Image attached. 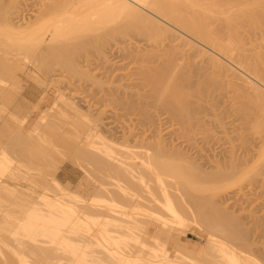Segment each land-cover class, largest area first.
<instances>
[{"label": "bare ground", "instance_id": "6f19581e", "mask_svg": "<svg viewBox=\"0 0 264 264\" xmlns=\"http://www.w3.org/2000/svg\"><path fill=\"white\" fill-rule=\"evenodd\" d=\"M18 1L0 0V116L8 111V118L14 126V130H10L12 126L8 125L9 136L2 141L3 137L0 139V264H264V235H260V232L264 231L258 234L250 227L248 230L252 232L248 231L245 227L247 224L243 227L240 223L242 219H238L240 213L235 214L236 220L230 208L231 213L227 211L228 209L225 210L226 206L223 207L224 209L219 207L223 203L216 204L220 201L224 202L226 199L224 197L229 194L226 191L233 186L241 188L243 180L251 181L247 184L254 185L258 176H264L260 170L261 168L264 170V164L261 163L262 165L259 166L257 163L260 168L255 164L257 169L251 166L250 173L246 170L247 173L241 174L240 177V174H237L238 170H235L239 169L237 164L240 160L234 153L236 150L232 152L229 148L228 156H225L222 151L220 153L229 158V160L227 158L229 163L224 165L228 168V164L231 163V170L228 168L226 171L223 166L222 169L212 172L209 171L213 169L214 166H212L206 171V168H202L203 162H201L202 166L199 164L194 166L192 164L194 162L188 156L190 152L183 150L184 147L182 148L180 142L177 141L175 144L178 137L170 142L168 140L169 143H167L164 130L156 126L152 128L151 120L153 119H150L151 116L148 115L150 111H146V105L149 103L143 102L144 96L139 93H135L138 95L134 96L133 92V94L127 92L126 96L129 95L131 99L128 96L125 97L124 93L122 97L120 92V94L115 92L118 89L113 90L115 87L111 86V89L110 85L107 87L112 93H109L107 88L105 89L108 92L105 91L101 88L103 82L86 74L78 67L79 65L77 66L76 57L81 54V51L86 54L90 52L91 50L87 51L90 45L83 46L80 43L81 47L79 45L75 47L73 43L71 44L73 39L77 41L89 33L95 32L94 35H97V30H100L101 34L96 37L101 35L104 40H110L117 35H126L128 28L132 27L134 30L138 28L140 32L142 29V33L147 37L145 39L147 42L144 41L147 44H143V49L140 48L142 51L136 49L139 55L132 53L131 61L133 62L137 56L134 62L139 61L140 64L142 62L143 66H140L142 69L145 65L146 69H141L143 74L139 73V75H143L146 79L141 77L144 83H149L148 85L155 90V96L152 98L155 105L171 109L175 117L189 125V116H192L195 109L187 101V97L192 95L189 93L192 87H187L188 93H186L182 92L181 89L184 91V86L181 85L184 82L188 86L193 85L191 78L192 74H195L198 78L197 84L195 83L198 87L195 86V88L203 93L200 94L198 91L199 95L206 96L207 93H204L208 92L206 85L209 84L210 78L202 77V75H208L204 71L207 72L209 69L211 72V69L217 68L218 71H216L224 75L222 77H226L230 84H234L239 90L243 89L246 94H252L253 97L247 96L249 101L264 104V0H41L35 15L21 23V20L17 18L19 15L16 16L17 5L21 4ZM92 39L94 40L95 37ZM103 41L95 40L94 44H91L92 51L100 50ZM247 43L253 46L249 44L251 48L247 49L245 48ZM70 45L75 48L71 49ZM112 45L114 47L113 43L111 47ZM130 51L132 50L125 52L128 53V57L131 55ZM217 55L239 66L253 80L244 75L239 76V73L236 74V70L230 64V66L227 63L224 64L226 61L222 62ZM102 63L103 61L100 64ZM53 66H60L62 68L60 70L66 69L65 71H69L71 75L85 78L86 82L88 79L93 86H100L104 90L101 91L103 93L101 102L107 104L110 100L113 107L116 102L117 105H115L119 106V109L125 108L124 110L130 107L132 113L137 111L138 115H142L141 118H146L142 120L140 118L137 123L140 121L145 123V120H148L146 124L149 122L148 127L153 130H149L142 122L144 128L148 130L142 127L138 135L141 137L140 140L133 134V137L130 135L133 133V129L129 131L130 127H127L130 133L123 129L120 137L119 135L115 137V133L107 134L110 131H107L106 135L100 114L90 110L91 105L88 108L86 106L82 108L74 98L72 99L69 95L66 97L65 90L64 94L58 91L59 97L45 108L41 105L46 103V92L40 95V98L38 97L35 105L31 103L33 107H28L29 110L25 113H21L17 108L12 111L6 109L14 103L6 105L3 102L6 100L9 88L14 91L15 89L23 90V95L26 92L24 84L21 83L23 78L18 71L23 72L26 78H35V83L38 80V85L40 83L42 86L46 82L38 78L36 71L52 83L55 81L53 76L57 75L50 73L53 71L47 69ZM105 71L104 74H106ZM116 72L114 73L117 74ZM133 73L136 72L133 71ZM109 76L107 75L106 78ZM199 80L200 83H198ZM239 80L250 84V88H248L249 85L244 87L237 83ZM80 85L78 84L77 87L79 90ZM146 88L148 87L145 86L144 89ZM247 88L251 91H247ZM101 89H94L96 92H89V95L97 91L100 93ZM167 90L168 101L163 95L164 91L167 93ZM147 91L150 90H146V93ZM142 94L145 95L144 92ZM11 96L8 97L11 98ZM124 97L126 101L123 100ZM139 99L142 100L140 103L144 104L143 106H140ZM171 105L173 108H170ZM121 111L123 115L128 113L127 111L124 113L122 109ZM4 116L1 117L3 119L1 121L7 118L5 116L4 119ZM135 118L138 119V117ZM154 122L153 125H155ZM191 128L193 129V126ZM191 128L186 130L190 132ZM262 128L264 127H261L260 131ZM57 132H63L68 137V141H71L68 143L69 150L66 153L62 151L64 148L61 149V139L59 137V140L56 139ZM125 133L133 138V143H131L133 140L129 139L130 136L128 137ZM172 136L168 137L173 139ZM66 141L65 138L64 142ZM190 146H187L188 149ZM259 148L260 153H257V156L260 157L261 162H264V148ZM209 151L212 153L215 150ZM54 154H56L55 157L59 154V157H62L60 160L65 159L64 154L67 155L68 157H65L82 170V179L80 178L75 189L71 187V184H62L58 179L56 170L59 167L55 168L57 167L54 164L55 159L51 157ZM247 154L254 161L256 153L254 156L251 153ZM209 155L212 156V154ZM211 156L209 159H212ZM241 157L242 155L239 166L242 167V163L246 165L251 162L250 159ZM217 159L215 157V160ZM51 165L55 167L52 168ZM233 173L238 176L235 180H230ZM228 178L229 182H227ZM91 185L93 186L89 187ZM262 201L259 203H264ZM190 227L200 229L195 234L197 238L203 240V246L190 248L178 244L179 233ZM173 242L176 245V247L173 245L174 249L171 245Z\"/></svg>", "mask_w": 264, "mask_h": 264}, {"label": "rangeland", "instance_id": "374dc122", "mask_svg": "<svg viewBox=\"0 0 264 264\" xmlns=\"http://www.w3.org/2000/svg\"><path fill=\"white\" fill-rule=\"evenodd\" d=\"M36 2V3H34V2ZM39 1H41V0H19L18 1V3L19 2H21V4L19 3V5H17V15L16 16H18L17 18H19L18 20L20 21V23L21 22H26L27 20H29V19H31L34 15H35V12L37 11V9L39 8ZM23 4V5H22ZM25 4V5H24ZM19 7V8H18ZM23 7V8H22ZM31 9V10H30ZM24 11V12H23ZM24 14V15H23ZM24 16V17H23ZM16 18V19H17ZM21 18V19H20ZM25 19V20H24ZM24 20V21H23ZM19 23V22H18ZM108 26H110V25H108ZM107 26V27H108ZM106 27V28H107ZM110 27H113L112 25L110 26ZM137 27H135V29H136ZM129 30L127 31V32H125L126 33V35H117V37H115L114 36V38L113 39H110V40H104V38H102L103 36H101V35H99V37H96V36H98V34H101V32H100V30H97V32H98V34H97V32H96V34L97 35H94V33L95 32H93V33H89V34H87V38H90V39H92L93 37H95V39L92 41V40H90V39H85L86 37H82L81 39H78V40H80V41H78L77 40V38H76V40L78 41H73V40H75V39H73L72 40V42H71V44L73 43V45L75 46V47H77V45H79L80 43H82V45L84 46V45H87V46H89L90 45V49H87V51L89 50H91L90 52H87V54L86 53H83L82 51L80 52L81 54H83V55H78L76 58H77V66L78 67H80L81 69H82V71L83 72H86V74H89V75H91V76H94V77H96V79H98L101 83L103 82V84H101L102 86H101V88H103V89H105V88H107V90H109V93L111 92L110 90L112 89V87H115L113 90H115V89H118L117 91L115 90V92H117V93H121V95L120 96H122L123 94L122 93H124V95H125V97H127L128 96V98H130L129 97V95H127L126 96V94H128L127 92H129V94H131L132 92L134 93V96L136 95H138V94H135V93H139V94H141V96H144V98H142V100H143V102L145 101H148V103H149V105H146V111L148 112V111H150L149 112V116H151L150 117V119H153V120H151V125H152V128L153 127H155L156 126V128L157 127H159V128H162L163 130H164V133H165V135L166 136H164V138H165V141H167V143H169L171 140H174L175 139V137L178 139H176V141H175V144L177 143V141H178V143L180 142V144H181V146H182V148H183V150H185V151H188V153L190 152V154L188 155L189 157H190V160H192L194 163H192L194 166H197L198 164L200 165V166H202V164H203V166H202V168H206V171H208L212 166H214L213 167V169L211 168V170H209V171H218V170H220V169H222V167H223V169H228V170H231V167H230V164H228L227 166H228V168L226 167V165H224V164H227V163H229V158L228 157H225V156H228V153H230V152H227V150H230L231 149V151L233 150V151H235L236 150V152H234L235 153V155H237V158H238V160H240L241 161V159H240V156L242 155V157H245L246 156V154L247 153H251V155H255V153H256V155H255V157L256 158H254V157H252V158H254V161H255V163H254V161L253 160H251V158L249 157V154H247V156L249 157H245V159H250L251 160V162H250V160H247L248 162H250V163H246V165H245V163H242L243 165H242V167H241V165L239 166L238 164L240 163V161H239V163L237 164V167H239V169L238 168H236L235 170H238L237 172H239V173H237L238 175L240 174V177H241V174L242 175H244V174H246L247 172L248 173H250L249 171V168H251V166L252 167H254L255 168V166L257 165V163H258V165L260 166V165H262V164H264V162H261L260 161V157L259 156H257V153H260V148L259 147H261V149L262 148H264V147H262V146H264V128H262V130L260 131V129H261V127H264V120H262V119H264V118H262V117H264V113H262V108H264V104H259V103H255V102H253V101H249L248 100V98H247V96L249 97V96H251L252 94H246L245 93V91H243V89H240L239 90V88L238 87H236V86H234V84H230L229 82V80L227 81V79H226V77H222V76H224V75H221L220 73H218L217 71V68L214 70H212L211 69V72H210V69L207 71V72H205L204 71V73H208V75H205L204 73V75H202V77L203 76H209L208 78H210V79H208V80H210V82H209V84L207 83V85H206V91H208V92H205V90H203L205 93L204 94H206L207 93V95L205 96V95H199L198 94V91L199 90H196V88L198 87L196 84V82H197V80H198V78H197V76L195 75V74H192L193 76H192V78H191V81L194 83L193 85H190V86H188V85H186L185 84V82L184 83H182V85L181 86H184V91H183V89H181L182 90V92H186V93H188V91H187V87H192L191 89H189V91H191V92H189V93H191L192 95L191 96H189V97H187V101L188 102H190V104L192 105V108L194 109V113H192V116L190 115L189 117H190V120H189V122H188V124L189 125H186L185 124V122L184 121H181V120H179V118L176 116L175 117V114L174 113H171V112H173L171 109H169V108H165V107H163V106H160V105H155V103H154V99H152V98H154L153 96H155V90H153V87L151 86V85H148V84H146V83H144L145 81L143 80V79H145V77L142 75V76H140L141 74H143L142 72V70H144V69H146L145 68V65H144V67H143V69H142V67H140L141 65L143 66V63L141 62V64H140V62L139 61H135L134 62V60L135 59H137L138 57L137 56H135V59L133 60V62L131 61V56H132V59H133V55H132V53L134 54L135 53V55H136V53L139 55V53H138V51H136V49H139L140 51H142L141 49H143L142 48V46H143V44H147V43H145V42H147L145 39H147V37H145V34H143L142 32V29H141V32H140V30L137 28L136 30H134V29H132V27H131V29L130 28H128ZM108 30H109V27H108ZM139 30V31H138ZM105 31H103V33H104ZM109 32H111V31H109ZM92 35V37H90L91 35ZM88 35H90V36H88ZM103 35V34H102ZM101 36V37H100ZM121 36V37H120ZM118 37H120V39H117ZM123 37V38H122ZM259 38V37H258ZM99 40L100 42L101 41H103V44H105L104 46H103V44H102V47H104V48H100V50H93L92 51V48H91V44H94V41L95 40ZM81 40H84V41H82L81 42ZM112 40V41H111ZM116 42H115V41ZM85 41H86V44H85ZM109 41V42H108ZM145 41V42H144ZM70 42V41H69ZM69 42H68V44H69ZM75 42H77V44L75 43ZM87 42H89V44H87ZM106 42H108V43H110V45L107 43V45H106ZM115 42V43H114ZM122 42V43H121ZM254 42V41H253ZM253 42H252V44H253ZM84 43V44H83ZM114 44V47H113V45H112V47H111V44ZM125 43V44H124ZM121 44V45H120ZM249 44L250 43H247V46H245V48L247 47V49L248 48H251L253 45H251L250 44V46H249ZM254 44H255V42H254ZM81 45V44H80ZM79 45V47H81ZM118 45V46H117ZM135 46V47H134ZM140 46V47H139ZM145 46V45H144ZM75 47H73L72 45H70V48L71 49H73V48H75ZM125 49H124V48ZM134 47V48H133ZM137 47V48H136ZM88 48V47H87ZM123 48V49H122ZM128 48H130L132 51H130L129 52V54L131 53V55L128 57L127 55H128V53H125V52H127L128 50H130V49H128ZM141 48V49H140ZM145 48H146V46L144 47V50H145ZM149 48V47H148ZM102 49H103V51H102ZM108 49V50H107ZM114 49V50H113ZM128 49V50H127ZM113 50V51H112ZM122 50V51H121ZM134 50L136 51V52H134ZM148 50V49H147ZM104 51H105V53H104ZM122 53H121V52ZM124 52V53H123ZM122 54H124V55H122ZM102 55V56H101ZM105 55V56H104ZM109 55V56H108ZM80 56V57H79ZM89 56V57H88ZM94 56V57H93ZM97 56V57H96ZM107 56H108V58H107ZM113 56V57H112ZM118 56H120V57H118ZM127 57V58H124V57ZM218 56V55H217ZM96 57V58H95ZM110 57V58H109ZM122 57V58H121ZM218 57H220L221 59H222V62L224 61H226L224 64H228V66H230L231 65V67L234 69V70H236V74L237 73H239L238 75L239 76H242V75H244V77L246 76V78H248V79H250V80H253V78L252 77H250V75H248V73L246 72V71H243V69H241L239 66H236L235 64H233V62H229V60H227V59H225V58H223V57H221L220 55L218 56ZM82 58V59H81ZM87 58V59H86ZM116 58V59H115ZM119 58V59H118ZM128 58H130V59H128ZM106 59V60H105ZM124 61H123V60ZM126 59V60H125ZM91 60H92V62H91ZM96 60V61H95ZM107 60H108V62H107ZM121 60H122V62H121ZM88 61H90V62H88ZM103 61V63H102V65L100 64L101 62ZM116 61H119V62H116ZM79 62V63H78ZM94 62H95V64H94ZM110 62V63H109ZM121 62V63H120ZM126 62H127V64H126ZM91 63V64H90ZM105 63V64H104ZM107 63V64H106ZM114 63V64H113ZM136 63V64H135ZM89 64V65H88ZM123 64V65H122ZM125 64V65H124ZM131 64V65H130ZM138 64V65H137ZM140 64V65H139ZM230 64V65H229ZM87 65V66H86ZM106 65V66H105ZM108 65V66H107ZM111 65V66H110ZM99 66V67H98ZM105 66V67H104ZM113 66V67H112ZM128 66V67H127ZM130 66V67H129ZM135 66V68L133 69V67ZM84 67V68H83ZM88 67V68H87ZM139 67V68H138ZM114 68V69H113ZM50 69V70H49ZM60 69H62V68H60V66H53V67H49L47 70L48 71H53V72H50V73H52V74H55V75H57V76H53L54 77V82L52 81V83L51 82H49L48 80H46V78L41 74V73H38L37 71H36V74H38L37 76H38V78H40L41 79V81H43L44 80V82H46V84H42V86L40 85V83H39V85H38V80H36V83H35V78H32V77H30V78H26L22 73L23 72H21V71H18V74L20 75V76H22V84H24V88L26 89V92L27 91H29V92H24V93H26V96L24 97V95H23V90L21 91L20 89L19 90H16L15 89V91L14 90H12V88H9V92L7 91V89L5 90V92H6V94H7V92H8V94H7V96H6V100L5 101H3L6 105H9L10 103H12V102H14L13 104H11V106L9 105V106H7L6 107V109L7 110H10L11 109V111H12V109H15V108H17V109H19V111H21V113H25L26 112V110H29V108L31 107H33V106H31L30 104L32 103V105H35L36 103H37V99H38V97L40 98V95H42L44 92H46V94H45V96H46V103L45 104H43V105H41L42 106V108H45L46 107V105L48 106L49 104H51L52 102H53V100L55 99V98H58L59 97V93L60 92H58V91H61V93H63L64 94V92H65V94L67 95L66 97H68V95H69V97H71L72 99L74 98V100L77 102V104H79L82 108H85V106H86V108H88V106H90V110H93V112L95 111V113H99L100 114V119L102 118V123H104V126H103V124H102V126H103V130H105L106 132H105V134L107 133V131H110V132H108L107 134H113V133H115V137L116 136H118L119 135V137L120 136H122V135H120V133L122 134L123 132H121L123 129V131H125L126 132V130H127V132H128V128L127 127H130L129 128V131H131V129H133L132 130V132L133 133H130V132H128V133H130V135L133 137V135L137 138V139H139L140 140V138L141 137H139L138 135H139V132H141L142 131V127L144 128V125L143 124H146V121H148V120H145V123L143 122V121H140L139 123H137L139 120H140V118L142 117V115H138V113L139 112H137L136 111V113H135V111L132 113L131 112V110H130V107H127L126 108V110H124L125 108H122L121 107V109L124 111V113H127V115H123V113H122V111H121V109H119V106H116L117 104H116V102H114L115 104H114V107H113V103L112 102H110V100H109V102L108 103H110V104H106V102H101V100L100 99H102V96H103V93L101 92V91H104L103 89H101L100 88V86H93V84L91 85L90 84V82H89V80L87 79V82H86V79L85 78H78L77 76H73V75H71L70 73H68L69 71H63V70H60ZM64 69V68H63ZM109 69V70H108ZM128 69V70H127ZM142 69V70H141ZM46 70V71H47ZM55 70V71H54ZM92 70H93V72H97V74H95V73H93L92 72ZM99 70V71H98ZM106 70V71H105ZM111 70V71H110ZM117 72H116V71ZM140 70V71H139ZM217 70V71H216ZM47 71V72H48ZM57 71H59V72H57ZM88 71V72H87ZM101 71V72H100ZM104 71H105V73L106 74H104ZM108 71V72H107ZM133 71L134 72H136V73H133ZM138 71V72H137ZM214 71V72H213ZM55 72V73H54ZM64 72V73H63ZM67 72V73H66ZM110 72V73H109ZM112 72V73H111ZM114 72H116L117 74H115ZM61 73V74H60ZM63 73V74H62ZM66 73V74H65ZM115 74V76H113L114 74ZM131 73V74H130ZM133 73V74H132ZM138 73V74H137ZM139 73H141L140 75H139ZM211 73V74H210ZM22 74V75H21ZM48 74H49V72H48ZM68 74H70V75H68ZM101 74V75H100ZM102 74H104V75H102ZM109 74L111 75V76H109ZM121 74H122V76H121ZM220 74V75H219ZM60 75V76H59ZM109 76V77H107L109 80H106L107 78H106V76ZM132 75V76H131ZM139 75V76H138ZM59 76V77H58ZM71 76H72V78H71ZM101 76V77H100ZM211 76V77H210ZM248 76V77H247ZM52 77V78H53ZM63 77V78H62ZM68 77V78H67ZM100 77V78H99ZM104 77L106 78V79H104ZM115 77V78H114ZM123 77V78H122ZM137 77V78H136ZM141 77H143V79L141 78ZM202 77H201V81H202ZM213 77V78H212ZM243 77V78H244ZM60 78V79H59ZM70 78V79H69ZM218 79V80H216L215 81V79ZM72 79V80H71ZM80 79V80H79ZM103 79V80H102ZM112 79V80H111ZM212 79V80H211ZM220 79V80H219ZM221 79L223 80V81H221ZM124 80V81H123ZM133 80V81H132ZM139 80L141 81V82H139ZM146 80V79H145ZM199 80V82L198 83H200L201 81ZM226 80V81H225ZM38 81V82H37ZM82 81H84V82H82ZM123 81V82H122ZM130 81V82H129ZM211 81H212V83H211ZM214 81V82H213ZM25 82V83H24ZM89 82V83H88ZM115 82V83H114ZM120 82V83H119ZM122 82V83H121ZM218 82V83H217ZM221 82H223V83H221ZM224 82H226V83H224ZM228 82V83H227ZM255 82V81H254ZM68 83V84H67ZM105 83H107V84H105ZM110 83H112V84H110ZM135 83V84H134ZM140 83V84H139ZM196 83V84H195ZM210 83H211V85H210ZM237 83H240V84H242V86H244V87H248V86H246V85H249V87L248 88H250V84H248L247 82H245V83H242L240 80H239V82L237 81ZM27 84V85H26ZM30 84V85H29ZM51 84V85H50ZM57 84V85H56ZM74 84V85H73ZM78 84L80 85H82V86H84L83 87V90H82V86L80 85L79 87H80V90H79V88H77L78 87ZM86 84V85H85ZM128 84V85H127ZM137 84H139V85H137ZM146 84V85H145ZM216 84V85H215ZM74 87H73V86ZM108 85H110L109 87H111V89H109V87H107ZM141 85V86H140ZM210 85V86H209ZM27 86H28V89H27ZM30 86V87H29ZM43 86H45V87H43ZM57 86V87H56ZM75 86H76V88H75ZM93 86L94 87V89L95 90H97V88L98 89H101V90H99L100 91V93L97 91V93H95V94H90L89 95V92L90 93H94V92H96L94 89H93V87L91 88V87ZM135 86H138V87H135ZM146 86V87H148V88H146V89H144V87ZM195 86H196V88H195ZM234 86V87H233ZM96 87V88H95ZM117 87V88H116ZM119 87V88H118ZM122 87V88H121ZM131 87H132V89H131ZM152 87V88H151ZM220 87V88H219ZM57 88V89H56ZM60 90H59V89ZM90 88V89H89ZM135 88H136V90H135ZM141 88V89H140ZM143 88V89H142ZM183 88V87H182ZM194 88V89H193ZM247 88V91H251V89L249 90ZM12 90V92H10L11 90ZM14 89V88H13ZM119 89H121V90H123V92L120 90L119 91ZM246 89V88H245ZM33 92H32V91ZM46 90V91H45ZM65 90V91H64ZM88 90V91H87ZM92 90H94V91H92ZM106 89H105V91H107ZM112 90V91H113ZM126 90V91H125ZM135 90V91H134ZM146 90H150L151 92H153V93H151L150 91L148 92L147 91V93H146ZM186 90V91H185ZM15 92V94H13L14 92ZM17 91V92H16ZM69 91V92H68ZM80 91V92H79ZM83 91V92H82ZM137 91V92H136ZM241 91H243V92H241ZM73 92H75V93H73ZM88 92V93H87ZM108 92V91H107ZM114 92V91H113ZM145 93V95L147 96L148 94L150 95V98H149V95H148V97H145V95L144 94H142V93ZM241 92V93H240ZM30 93V95H28ZM41 93V94H40ZM69 93V94H68ZM73 93V94H72ZM105 94H106V92H104ZM112 93V92H111ZM119 93V94H120ZM132 93V94H133ZM199 93L201 94L202 92H200L199 91ZM26 99V97H28V99H30V106H29V108H28V105H26V107L24 106V104H25V102H26V104H28V99H23V97L21 96V95ZM32 94V95H31ZM36 94V95H35ZM79 94V95H78ZM99 94V95H98ZM168 90H167V93L164 91V93H163V95H165L166 97V101H168L167 99H169V98H167V97H169L168 95ZM194 94V95H193ZM203 94V93H202ZM10 95H12L11 96V98H9L10 97ZM20 95V96H19ZM74 95V96H73ZM91 95L93 96L94 95V97H91ZM97 96V98H95L96 96ZM151 95H152V97H151ZM198 95V96H197ZM9 96V97H8ZM15 96V97H14ZM36 96V97H35ZM242 96H244V97H242ZM87 97H88V99H87ZM89 97H91V98H89ZM108 97H109V95H108ZM123 97V96H122ZM125 97H124V99L123 100H125ZM204 97V98H203ZM245 97H246V99H245ZM251 97H253V96H251ZM76 98V99H75ZM127 98V99H128ZM136 98H138V97H136ZM139 98H141V97H139ZM149 98V99H148ZM14 99V100H13ZM87 99V100H86ZM93 99H95V100H98V102L96 101L95 102V100H93ZM131 99V98H130ZM146 99V100H145ZM11 100V101H10ZM13 100V101H12ZM73 100V101H74ZM138 100V99H137ZM140 100L141 99H139V104H140V106H143L144 104H142V103H140ZM141 100V101H142ZM149 100H151V101H149ZM155 100H156V98H155ZM87 101V102H86ZM88 101H89V103H88ZM126 101V100H125ZM128 101V100H127ZM247 101V102H246ZM82 102V103H81ZM93 102V103H92ZM95 102V103H94ZM130 102H131V100H130ZM130 102H126V103H130ZM187 102V103H188ZM252 102V103H251ZM9 103V104H8ZM88 103V104H87ZM103 103V104H102ZM255 103V104H254ZM98 104H100V106H97ZM105 104V105H104ZM195 104V105H194ZM259 104V105H258ZM19 105H20V107H19ZM111 105V106H110ZM189 105V104H188ZM260 105H262V106H260ZM96 106V107H95ZM108 106V107H107ZM150 106H153L152 108L150 107ZM154 106H155V108H154ZM158 106V107H157ZM160 106V107H159ZM195 106V107H194ZM101 107V108H100ZM197 107H198V109H197ZM9 108V109H8ZM20 108H22L23 110H21ZM108 108H109V110H108ZM115 108V109H114ZM128 108H129V110H128ZM161 108V109H160ZM165 108V109H164ZM170 108H173L172 107V105L170 106ZM261 108V109H260ZM24 109H25V111H24ZM114 109V110H113ZM160 109V110H159ZM167 109V110H166ZM198 111H197V110ZM98 110V111H97ZM101 110V111H100ZM156 110V111H155ZM169 110H171L170 112H169ZM261 110V111H260ZM97 111V112H96ZM111 111V112H110ZM127 111V112H126ZM158 111V112H157ZM92 112V111H91ZM7 113H8V111H7ZM6 112L5 113H3V115H5V116H7V118L5 119V116H4V121H1V120H3L2 118V116H0V139H1V141L2 140H5L6 139V136L8 137L9 136V129H8V125H9V127H11L10 128V130L12 129V130H14V126H13V124L11 125V122H10V118H8V116H9V114H7ZM114 113V114H113ZM121 113V114H120ZM116 114V115H115ZM138 115V116H135V115ZM140 114H141V112H140ZM155 114H156V116H155ZM124 116V117H122L121 118V116ZM262 115V116H261ZM118 116L120 117V118H118ZM126 116V117H125ZM140 116V117H139ZM154 116V118H152ZM2 117V118H1ZM135 117H138V119L137 118H135ZM173 117V118H172ZM124 118V119H123ZM145 117H143V118H141V120L142 119H144ZM134 119V120H133ZM146 119V118H145ZM155 119V120H154ZM176 119V120H175ZM6 120H8V121H6ZM129 120H130V122H129ZM104 121V122H103ZM155 123V125H153V122ZM142 122H143V124H142ZM181 122V124H179ZM184 122V124H182ZM191 122V123H190ZM6 123H8V124H6ZM148 123L149 122H147V126L146 127H148L149 125H148ZM187 123V122H186ZM124 124V125H123ZM133 124H135V125H133ZM137 124H138V126H137ZM191 124V125H190ZM121 125V126H120ZM125 125H127L126 127H125ZM196 125V126H195ZM109 126V127H108ZM133 126H134V128H133ZM139 126H141V127H139ZM167 126H168V128H167ZM170 126V127H169ZM176 126V127H175ZM179 126H180V129H178L179 128ZM193 126V129L191 128ZM5 127H7V128H5ZM112 127V128H111ZM123 127V128H122ZM136 127V128H135ZM144 128V130H148V128ZM174 127V128H173ZM178 127V128H177ZM188 129H187V128ZM259 128V130H257V128ZM111 128V129H110ZM116 128V129H115ZM126 128V129H125ZM152 128H149V130L151 129V130H153ZM165 128V129H164ZM182 128V129H181ZM183 128L185 129V130H183ZM192 129L193 130V132H192V130L190 131V132H188L187 130H189V129ZM141 129V130H140ZM155 129V128H154ZM168 129V130H167ZM173 129V130H172ZM178 129V130H177ZM187 129V130H186ZM68 130H70V129H68ZM135 130V131H134ZM116 131V132H115ZM170 131V132H169ZM180 131V132H179ZM187 133H186V132ZM6 132V133H5ZM8 132V133H7ZM150 132V131H149ZM148 132V133H149ZM168 132V133H167ZM175 132V133H174ZM177 132V133H176ZM202 132V133H201ZM147 133V136H149V134ZM179 133L183 136V137H181V135H179ZM194 133V135H192ZM4 134V135H3ZM6 134V135H5ZM57 134V135H56ZM60 136H59V135ZM106 134V135H107ZM117 134V135H116ZM127 133H125V135H126ZM133 134V135H132ZM144 134H146V132L144 133ZM152 134V133H151ZM150 134V135H151ZM188 134V135H187ZM196 134V135H195ZM62 135H63V137H62ZM129 135V136H130ZM170 135V137L172 136V138L173 139H171V138H169L168 136ZM191 135V136H190ZM55 136L57 137L56 139H58V137H59V139H61L60 141L62 142H60V145H61V149L62 148H64V149H62V151H63V153H66L67 152V150H69V145H68V143H71V141H68L69 139H68V137L63 133V132H57V133H55ZM110 136V135H109ZM127 136H128V134H127ZM128 136V137H129ZM129 137V139L130 140H133V138L132 137ZM144 136V135H143ZM180 136V137H179ZM193 136H195V138L193 137ZM64 138V140H65V138L67 139V141L66 142H64V140H62V138ZM139 137V138H138ZM184 137H185V139H184ZM189 139H188V138ZM191 137V138H190ZM135 138V139H136ZM58 139V140H59ZM185 141H184V140ZM197 139V140H196ZM202 139H204V140H202ZM57 140V141H58ZM168 140H169V142H168ZM191 142H190V141ZM196 140V141H195ZM200 140V141H199ZM136 141V140H135ZM187 141V142H186ZM198 141V142H197ZM134 142V140L131 142V143H133ZM173 142V141H172ZM193 142H195V144L193 143ZM59 143V142H58ZM183 143V144H182ZM192 143V144H191ZM197 143H199V144H197ZM189 144H191V146L189 145ZM177 145H179V144H177ZM192 145H194V147L192 146ZM190 146V148L188 149V147ZM198 146H200L201 148H199ZM204 146V147H203ZM178 147H180V145L178 146ZM195 147H197V148H195ZM232 147V148H231ZM181 148V147H180ZM195 150H194V149ZM205 148H207V149H205ZM209 148V149H208ZM230 148V149H229ZM201 149V150H200ZM212 149V151H214V152H212L211 153V151H209V150H211ZM224 149V150H223ZM180 150H182V149H180ZM193 150V151H192ZM202 150H204V151H202ZM206 150V151H205ZM218 150H220L219 152H218ZM201 151V152H200ZM217 151V152H216ZM223 152V154H225V156L223 155V154H221L222 152ZM225 151V152H224ZM232 151V152H233ZM221 152V153H220ZM246 152V153H245ZM187 152H185V154H186ZM194 153V154H193ZM212 154V156L211 155H209V154ZM215 153V154H214ZM253 153V154H252ZM200 154V155H199ZM202 154V155H201ZM205 154V155H204ZM220 154V155H219ZM227 154V155H226ZM63 154H61V156H62ZM191 155H192V157H191ZM199 155V156H198ZM207 155V156H206ZM223 155V156H222ZM230 155V154H229ZM245 155V156H244ZM259 155V154H258ZM56 156V154H54V156H51L52 157V159L55 161L54 162V164L55 165H57V167H55V166H53L54 164H53V162L51 163V164H53V165H51V166H53L52 168H58L57 170H56V174H57V176H58V179L60 180V182L62 183V184H66V183H69V184H71V187L72 188H76L77 187V184H78V182L82 179V175H83V173H82V170L72 161V160H70V159H68L67 157V155H63V158H65V159H63V160H60V159H62V157L60 158L59 157V154H57V157H55ZM65 156H67V157H65ZM196 156V157H195ZM201 156V157H200ZM209 156V157H208ZM210 156H211V158L212 159H209L210 158ZM222 156V157H221ZM58 157H59V159H58ZM203 157V158H202ZM215 157L216 158H218L217 160H215ZM220 157V158H219ZM241 157V158H242ZM257 157H259V158H257ZM202 158V159H201ZM221 158H222V160H221ZM224 158V159H223ZM227 158H228V160H227ZM220 159V160H219ZM226 159V160H225ZM242 159H244V158H242ZM206 160V161H205ZM262 160V159H261ZM214 161V162H213ZM220 161H222L221 163H219ZM225 161V162H224ZM228 161V162H227ZM58 162H59V164H58ZM197 162H199V163H197ZM201 162H203V163H201ZM216 162H217V164H216ZM224 162V163H223ZM207 163H208V168H207ZM223 163V164H222ZM253 163V164H252ZM262 163V164H261ZM192 164H188L189 166L190 165H192ZM196 164V165H195ZM221 164H222V166H221ZM247 164L249 165V166H247ZM256 164V165H255ZM244 165H245V167H244ZM257 165V166H258ZM217 166V167H216ZM221 166V167H220ZM258 166V168H260ZM226 167V168H225ZM51 168V167H50ZM218 168V169H217ZM244 168H246L245 170H244ZM244 171H243V170ZM255 169H257V167L255 168ZM255 169H253V170H255ZM202 170H205V169H202ZM240 170H241V173H240ZM246 170H247V172H246ZM261 171H262V173H264V170H262V168L260 169ZM227 171V170H226ZM243 171V172H242ZM252 171V170H251ZM235 172V171H234ZM245 172V173H244ZM253 172V171H252ZM261 173V172H260ZM234 175H236V174H234L233 173V175L232 176H234ZM238 175H236V177L235 178H232V176H231V178H230V180H235L236 178H237V176ZM262 176V175H261ZM261 176H258L259 178H258V180H257V182H256V180H255V182L256 183H258V184H256V183H254V185L253 184H251V183H249V184H247V182H251V181H245V180H243V182H242V185H241V188H240V190H241V193H240V190H239V192H238V186L237 187H232V185H231V189L230 188H228V189H230L228 192L226 191V193L229 195H226V193H225V197H224V199L226 198V199H228V201L226 200H224V202H222V201H220V202H217L216 204H220V203H223V204H220V208H225V206H226V209L225 210H227L228 212H230L229 211V208H230V210H231V212H233V215H235V214H239L240 213V217L238 216V219H242L241 221H240V223L242 224V226L244 227L246 224H247V226H245L246 227V229L248 230L249 229V227L251 228V230H256L257 231V233L259 234V232L260 231H264V230H262V229H264V228H262V227H264V203H259V202H261L262 200H264V176H262V178H260ZM81 178V179H80ZM256 179H257V177H256ZM229 180V178H228V180H227V182H229L230 181ZM254 180H252L253 182H254ZM224 183H226V181L224 182ZM92 184V183H91ZM68 185V184H67ZM229 185V184H228ZM247 185V186H246ZM252 185V186H251ZM257 185V186H256ZM93 185H91V186H89V187H92ZM243 186V187H242ZM254 186V187H253ZM235 188H237V189H235ZM243 188V189H242ZM233 190H235L234 191V193L235 192H238V194L236 193L235 195H234V193H233ZM237 190V191H236ZM243 190V191H242ZM216 192V191H215ZM232 192V193H231ZM212 193V192H211ZM206 196V195H205ZM228 196V197H227ZM232 196H234V197H232ZM242 197V199H240ZM214 198V197H213ZM216 198H217V196H216ZM233 198H235V199H232ZM250 198V199H249ZM229 199H230V201H229ZM237 199H239V200H237ZM248 199V200H247ZM254 199V200H253ZM256 199V200H255ZM222 200V199H221ZM245 200H247V201H249L250 203H248L247 201H245ZM251 200V201H250ZM261 200V201H260ZM235 201H238V202H235ZM253 201V202H252ZM230 202V203H229ZM235 202V203H234ZM262 202H264V201H262ZM242 203V204H241ZM243 203H245V204H243ZM218 204V205H219ZM227 204V205H226ZM238 204V205H237ZM235 206V208H234V206ZM233 207V208H231V207ZM238 206H239V210H238ZM247 206V207H246ZM250 206V207H249ZM258 206V207H257ZM237 207V208H236ZM223 208V209H224ZM258 208V209H257ZM237 209V210H236ZM251 209H253V210H251ZM256 209V210H255ZM243 210V211H242ZM248 212H247V211ZM259 210L261 211V212H259ZM242 211V212H241ZM230 212V213H231ZM236 212V213H235ZM255 215L254 217H253V215ZM259 214H261V215H259ZM248 215H249V217H248ZM251 216V217H250ZM235 218H236V220H237V217H236V215H235ZM250 218V219H249ZM255 218H257V219H255ZM261 218V219H260ZM244 219H245V221H244ZM254 219V220H253ZM260 219V220H259ZM253 220V221H252ZM258 220V221H257ZM239 221V220H238ZM243 221V222H242ZM262 223H261V222ZM255 224H253V223ZM258 222H260L259 224H258ZM243 223H244V225H243ZM257 223V224H256ZM252 225V226H251ZM253 226L255 227L254 229H253ZM261 228H260V227ZM259 229H258V228ZM197 229V230H196ZM194 228V227H190L189 229H186V230H184V231H181L179 234H180V238H179V240H178V244H180L181 246H188V247H190V248H193V247H200V246H203V240L202 239H199V238H197V236H196V234H195V232H197V231H200V229H198V228ZM261 229V230H260ZM251 230H248V231H250V232H252ZM259 230V231H258ZM254 233V232H253ZM256 233V234H257ZM262 233H264V232H260V235H264V234H262ZM252 234V233H251ZM255 234V233H254ZM186 239V240H185ZM183 241V242H182ZM182 242V243H181ZM171 245H172V247H173V249L176 247V245H175V242H173V243H171ZM173 245H175V247L173 246ZM172 249V250H173Z\"/></svg>", "mask_w": 264, "mask_h": 264}, {"label": "crops", "instance_id": "0c3cea01", "mask_svg": "<svg viewBox=\"0 0 264 264\" xmlns=\"http://www.w3.org/2000/svg\"><path fill=\"white\" fill-rule=\"evenodd\" d=\"M24 96H26V93L24 94ZM28 101H29L28 104H26V102H25V104H24L25 107H26V105H28V107L30 106V105H29L30 102H31L30 99H28Z\"/></svg>", "mask_w": 264, "mask_h": 264}]
</instances>
